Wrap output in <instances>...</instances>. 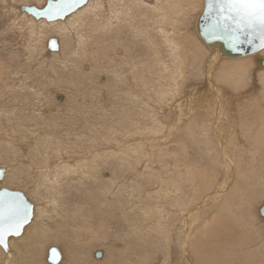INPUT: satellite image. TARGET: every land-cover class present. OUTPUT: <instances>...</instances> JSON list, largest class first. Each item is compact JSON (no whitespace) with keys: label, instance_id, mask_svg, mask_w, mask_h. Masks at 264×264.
<instances>
[{"label":"bare ground","instance_id":"6f19581e","mask_svg":"<svg viewBox=\"0 0 264 264\" xmlns=\"http://www.w3.org/2000/svg\"><path fill=\"white\" fill-rule=\"evenodd\" d=\"M42 1L34 4L29 0H4L0 4V14L7 25L1 37L8 34L7 41L2 39L11 52L7 68L0 67V159L1 154H13L0 162L4 170L0 185L24 182L26 178V191L41 194L42 186L50 195L41 204L32 201L25 189L3 185L2 188L23 192L33 204V214L19 236L8 238V248L0 245V255L5 256L3 261L0 258V264H54L48 260L51 249L61 254L56 264H172L173 250L178 255L177 264H264V68L258 62V58H264V49L231 57L217 46H209L197 28L205 0H88L64 20L56 21L36 19L20 9L23 5L42 8ZM126 4H135L136 12L141 8L140 12L151 14L150 24L144 23L147 15H143L146 21L138 16L143 26L139 29L136 24L134 33L138 34L132 35L143 39L152 53H146L142 61L127 47L117 46L116 52L131 57L121 54L127 59L125 63L111 65L114 69L110 70L116 85L112 95L119 91L122 95L117 98L124 103L120 107V102L109 99L94 112L88 104L84 114L78 101L81 88L75 86L78 81L73 82L74 70L82 69L80 60L90 61L88 45L92 38L99 42L102 37L97 34L120 27L131 15L135 19L134 6L130 9ZM99 10L104 13L100 22L96 17ZM89 11L95 17L90 14L85 20L84 14ZM190 13H196L190 19L193 21H188L190 35L183 32L187 37L182 36L177 23L183 24ZM152 36L154 40L161 38L158 40L166 54ZM51 38L58 40L57 50L48 47ZM189 40L193 45L187 47ZM19 43L24 45L23 53L27 52L23 58L16 50ZM194 43L199 48L197 52L192 50ZM36 56L43 59L40 67L47 69L45 75L42 70V79L34 74L37 68L32 60ZM95 58L92 56L93 61ZM104 67L99 75L106 78ZM81 69L78 73L82 74ZM39 71L36 74H41ZM35 76L41 80H37L43 86L40 89L36 88ZM99 111L103 120L97 118ZM105 111L110 113L108 118ZM55 112L60 118H69L70 122H66L64 117L66 128L57 123L59 118L53 121L56 125L46 127ZM76 115L84 121L89 115H98L95 123L104 130L95 128L96 124L89 126V121L85 122L88 126L81 120L77 123ZM90 120L91 123L93 119ZM136 132L149 135L138 133V140L133 139L147 146V155H141L142 147L133 144L136 148L128 147L124 157L117 158L123 151L120 148L127 146L123 139ZM87 135L86 143L82 142ZM163 135L165 138L157 137ZM171 137L179 142L172 138L174 150L166 142ZM161 140L171 150L166 156V151L156 154ZM66 145L74 150L67 152ZM189 150L196 152L192 156ZM112 167L116 174L105 172ZM19 172L27 176L14 177ZM88 181L92 182L91 188ZM80 187L86 190L82 192ZM69 189L71 195L65 197ZM76 193L90 198L92 204L88 200L78 202ZM100 218L108 222L103 221L104 227ZM109 229L115 232L112 246L92 250L91 245L85 251L86 239L91 244L94 237L105 236ZM65 238H72V242L66 244ZM48 242L59 245L42 250ZM114 249L123 251L115 255L119 257L117 262L109 263ZM164 251L168 252L163 260Z\"/></svg>","mask_w":264,"mask_h":264},{"label":"rangeland","instance_id":"374dc122","mask_svg":"<svg viewBox=\"0 0 264 264\" xmlns=\"http://www.w3.org/2000/svg\"><path fill=\"white\" fill-rule=\"evenodd\" d=\"M30 1V3L32 2V3H36V0L34 1V0H29ZM46 1L47 0H43L42 2H41V5H40V7H42V6H44V4L46 3ZM8 2V1H7ZM13 2H19V0H13ZM1 3H4V0H0V4ZM7 5V4H6ZM131 5H133V4H126V6L128 7V8H130L131 9ZM126 6H123V8L125 9H127V7ZM134 6V9L136 8V6H135V4L133 5ZM104 8V7H103ZM123 9V11H125ZM133 9V7H132V10H133V12H132V14H134L135 15V19L137 20H135L134 19V17H132L133 15H131V19L129 18V21L127 22V23H121V25H120V27H119V25L118 26H114L113 28H114V30H104V31H102L100 34H97V35H100L102 38H103V36L105 37V35H106V37L104 38V39H102L101 38V41H100V39H99V42L98 41H96V42H94L95 40H93V38H92V40L90 41V43H89V45H88V49L89 50H91V51H89V54H90V61L89 60H80V66L82 67V69L81 70H83V72H82V74H83V76H81L82 74L81 73H78L79 72V70L80 69H77V68H75V70H74V72L76 71V73H75V75H73V77L75 78L74 79V81L73 82H77L76 84H75V86H77V87H80L81 89H83V90H85V92L82 90V92H80L81 91V89H80V91H79V95H80V93H82L81 95H82V97L80 98V96L78 97L79 99H78V101H80L79 103V105H81L82 104V108H81V106H79L80 107V110H82L83 111V113L85 114V112L87 111V106H89L88 104H90V106H89V110L90 111H92V112H94V110H100V108L102 107V105H105L106 104V101H109V99H110V101L112 102V101H114V100H117V102H120V103H118L117 105H119V104H121L120 105V107H122V103H124V101H120V100H118V98H117V96L119 97L120 95H122L119 91H115L114 93H116L115 95H112V93H113V91H112V89H114L115 90V88H113V87H115L116 85H114V79H115V76H114V74L110 71L111 69H114V66L115 65H117L120 61H121V64L120 65H117V67H119V66H122L123 64V62L125 63V61L127 60H125V56H127V57H130V55H126L125 54V56L123 55L124 53H121L120 51H115L116 49H117V46H118V48H123V49H126L125 47H127V49L126 50H128L129 51V53H132V55H135V54H138V55H136L137 57H135L136 59L138 58L139 60L141 59V57H142V61H143V59H145L146 57H147V54H149L150 55V53H152V51L151 50H148V48L144 45V44H146L145 43V41L143 42L142 40L143 39H138L137 37H135V36H133L132 34H138V33H134V31H135V25L137 24V27H139V29L141 28V26H143V25H141L142 24V22H139L140 21V19H139V17L138 16H140V18L143 16V15H147V17L146 16H143L144 18L146 17L147 18V21H146V18L145 19H143V18H141V20L143 21V20H145L146 22H144V23H146V24H148V22H149V24H150V22L152 23V18H151V14H148V12L147 11H145L144 10V12H140L139 10L141 9V8H137L138 9V12H136L137 10L135 9L134 10ZM103 10V9H102ZM102 10L100 11H97V16L96 17H98V21L100 22V19H102V17H103V14L104 13H102ZM98 12H100L99 14H101L100 16L98 15ZM141 14H140V13ZM0 13H1V11H0ZM139 13V14H138ZM143 13V14H142ZM11 13H9V15H10ZM92 15V12H87L86 14H84V18H85V20H86V17L87 18H89V15ZM126 14V11H125V13H124V15ZM5 15V14H4ZM149 15V16H148ZM2 15L0 14V37H1V35L2 34H4V32H5V29L7 28V25H5L6 24V22H4L5 21V19H3L4 17H1ZM6 16V15H5ZM189 16H192V17H189ZM194 16H196V13H193V14H188V15H186L185 17V21H184V23L182 24V22L180 23L179 21V23H180V25H179V23H177L178 25L177 26H180V27H178V29L180 28V29H182V31H180V29H179V31L182 33H180V35H182V36H189L190 35V33H189V26H188V23L189 22H191V21H193V19L195 18ZM92 17H95L94 15H92ZM101 17V18H100ZM153 17V16H152ZM183 17V16H182ZM138 18V19H137ZM188 18H189V20H188ZM191 18H193L191 21H190V19ZM3 19V20H2ZM148 19H151V20H148ZM136 22H135V21ZM189 21V22H188ZM137 22H139V23H137ZM135 23V24H134ZM141 23V24H140ZM4 24V25H3ZM125 24V25H124ZM133 24H134V26H133ZM182 24V25H181ZM3 27H2V26ZM127 25V26H126ZM131 25V27H129ZM139 25V26H138ZM145 25V24H144ZM148 26V25H147ZM184 26H185V29H184ZM186 26H188V27H186ZM134 27V28H133ZM183 27V28H182ZM187 28H189L188 30H187ZM3 29V31H1ZM115 30H116V32H115ZM106 31V32H105ZM109 31V32H108ZM114 31V32H113ZM120 31H121V33H120ZM136 32V31H135ZM183 32H185L186 33V35H185V33H183ZM115 34V35H114ZM121 36H120V35ZM189 34V35H188ZM7 35L8 34H6L4 37H1V39L3 38V39H6L5 37H7ZM108 35H109V37L110 36H112V37H108ZM3 36V35H2ZM99 36V37H100ZM186 36V37H187ZM196 36V35H195ZM96 36H94V38H95ZM98 37V36H97ZM116 39H115V38ZM122 38L121 40H120V38ZM197 37L199 38V36L197 35ZM154 37L152 36V39H153ZM156 38V37H155ZM3 39L2 40H0V57H2V59H1V61H0V67L2 66L4 69H6L7 68V65H6V63H9V58L11 57V52H10V48L8 47V45H7V42L5 43L4 41H7V39L6 40H4L3 41ZM21 39V38H20ZM106 39V40H105ZM157 39V38H156ZM158 39H161V38H158ZM154 40V41H156V44H158V46L159 47H161L160 49H163L162 51L166 54V48H164L165 46L163 45V44H161L162 42H160L159 40ZM200 39V38H199ZM8 40H10V39H8ZM125 40L129 43H127V42H125ZM201 40V39H200ZM68 41V43H70L69 42V40H67ZM117 41V42H116ZM119 41V42H118ZM202 41V40H201ZM158 42H160V43H158ZM193 42V41H192ZM191 42V40H189L188 41V43H187V47H189L188 46V44L190 45V46H192L193 45V43ZM103 43H105V44H103ZM119 43H121V45H123V46H120V44L118 45ZM191 43V44H190ZM202 43H203V41H202ZM2 44H5V45H2ZM96 44V45H95ZM124 44H128V46L131 44V46H126V45H124ZM159 44H161V45H159ZM204 44V43H203ZM2 45V46H1ZM101 45H103V46H101ZM194 45H195V43H194ZM21 46V47H20ZM24 45L22 44V43H19V45H17L16 46V50L19 52V55L20 54H22L21 56H22V58H23V56L24 55H26V53L24 54L23 52H25V50H24V47H23ZM69 46V45H68ZM68 46H65V47H67L68 48ZM99 46V47H98ZM106 47V48H103V47ZM197 46V44L195 45V49H192L193 51H195V52H197V51H199V48L198 47H196ZM4 47V48H3ZM94 47V48H93ZM97 47V48H96ZM18 48H20V49H18ZM98 48H100V49H98ZM138 48V49H137ZM143 48V49H142ZM146 48V49H145ZM198 48V49H197ZM4 49V50H3ZM24 51H23V50ZM165 49V50H164ZM9 50V51H8ZM87 50V49H86ZM139 52H138V51ZM202 50H204V49H200V51H202ZM3 51H5L4 53H3ZM22 51V52H21ZM149 51V52H148ZM154 51V50H153ZM161 50H160V53H161V56L163 55V56H165V54L162 52ZM87 52H88V50H87ZM95 52V53H94ZM9 53V54H8ZM120 53V54H119ZM135 53V54H134ZM147 53V54H146ZM24 54V55H23ZM94 54V55H93ZM123 55V57H125V58H123L122 57V55ZM6 57H5V56ZM98 55V56H97ZM143 55V56H142ZM92 56H96L97 58H95L94 59V61L92 60ZM145 56V57H144ZM152 57H155V56H153V54L151 55ZM9 57V58H8ZM13 57V56H12ZM121 57H122V59H121ZM3 58H5V59H3ZM82 58H84L83 56H82ZM100 58V59H99ZM101 58H105V59H101ZM131 58V57H130ZM35 59V60H34ZM32 61H35L34 62V65L36 66V73L37 72H40L39 70H41V74L40 73H38V74H36V73H34L35 75H37L38 76V79H42L43 78V76H42V74H43V72H44V75H45V71L47 70V69H45V71H44V68H45V66H43V67H40V66H42L43 65V59L41 58V57H35ZM112 59V60H111ZM2 60H4V61H2ZM39 60H41V62H42V64H41V62L39 61ZM96 60H97V62H96ZM98 60H101V61H98ZM104 60V61H103ZM111 60V61H110ZM36 61H37V64H36ZM112 61H115L114 63H111ZM12 62V61H11ZM17 62V61H16ZM19 62V61H18ZM88 62H89V64H88ZM102 62V63H101ZM108 62H110V63H108ZM117 63V64H116ZM17 64H19V63H17ZM101 64V65H100ZM6 66V68H5V66ZM11 65V64H10ZM39 65V67H37ZM85 65V66H84ZM97 65V66H96ZM98 65H99V67H98ZM102 65H104V66H102ZM109 65L111 66V65H114V66H111V67H109ZM100 66H102V67H100ZM103 67L105 68V70H106V78H104L103 76H101V75H99L100 74V72H101V70L103 69ZM116 67V66H115ZM260 68H264V67H261V66H259ZM39 68V69H38ZM41 68V69H40ZM43 68V69H42ZM101 68V69H100ZM71 69V68H70ZM42 70H43V72H42ZM66 69H64V71H65ZM73 72V73H74ZM88 72V73H87ZM65 73H66V71H65ZM86 73V74H85ZM85 74V75H84ZM88 74V75H87ZM41 75V76H40ZM78 75V76H77ZM3 76V75H2ZM34 76V75H33ZM4 77V76H3ZM36 77V76H35ZM34 77V78H35ZM77 77V78H76ZM83 77V79H81ZM188 77V76H187ZM79 78V79H78ZM37 79V77L35 78V80L37 81L38 80ZM81 79V80H80ZM38 81H41V80H38ZM37 81V84L38 85H36L37 87L36 88H38V89H40V87H43V86H41V83L40 82H38ZM80 81V82H79ZM117 82H118V80H117ZM80 83V84H79ZM79 85V86H78ZM119 89L123 86H121V84H120V82H119ZM121 86V87H120ZM130 86V85H129ZM73 87H74V84H73ZM72 87V83H71V88H73ZM63 88V87H62ZM118 88V87H117ZM116 88V89H117ZM123 88V87H122ZM121 88V89H122ZM110 89V90H109ZM183 89V88H182ZM64 92H66L67 91V89L66 88H64V90H63ZM68 91H71V90H69L68 89ZM74 91L76 92V90L74 89ZM150 91V90H149ZM84 92V93H83ZM105 94H104V93ZM120 93V94H119ZM77 94H78V92H77ZM105 95H106V97H105ZM108 95V96H107ZM109 97V98H108ZM116 97V98H115ZM108 98V99H107ZM80 99H82V100H80ZM91 102V103H90ZM85 104V105H84ZM87 104V105H86ZM111 105H109V107H110ZM120 109V108H119ZM54 111H56V110H54ZM82 111H80V114L82 113ZM106 113L105 114H107V112L108 111H105ZM139 112H140V114H143L144 113V111H141V110H139ZM56 113V116H53V117H51V122H48L47 121V125H46V127H48V125H56V124H54V122L55 121H57V120H55V119H58L59 118V122L57 121V123H59L60 125H63L64 127L67 125L65 122H64V119L66 118V122H70L69 121V118H67V117H65V116H63L62 118H60V117H58V114H57V112H55ZM109 113V112H108ZM152 114H153V112H151ZM110 114V113H109ZM109 114H107L108 116H107V118L109 117ZM60 115H62V114H60ZM68 116H71V115H68ZM95 116V117H94ZM94 116H91V115H89V118L88 117H85L86 119H88V120H85L84 121V119H83V117L82 118H80V115H76V117H77V119H76V121H77V123H79L80 122V120H81V124H85V125H95L96 123V119L97 118H99L100 120L102 119V116H100V111H99V116L98 115H94ZM98 116V117H97ZM56 117V118H55ZM65 117V118H64ZM94 117V118H93ZM97 117V118H96ZM54 118V119H53ZM90 119H93L92 120V122L90 123ZM82 120H83V122H82ZM95 120V121H94ZM103 120V119H102ZM54 121V122H53ZM89 121V122H88ZM108 121H110V120H108ZM53 122V123H52ZM85 122H88L87 124L85 123ZM62 123V124H61ZM94 123V124H93ZM87 125V126H88ZM68 126V125H67ZM66 126V127H67ZM96 126L98 127V129L100 128H102L101 129V131H103L104 130V126H98V124H96L94 127L96 128ZM65 127V128H66ZM71 129V128H70ZM170 129V128H169ZM171 129H173V126L171 127ZM210 129V128H209ZM63 131H65V129H62ZM69 132H66V134H68ZM70 133H71V131H70ZM138 133L139 132H136V133H133L131 136L132 137H130V138H127V137H125V138H127V139H123V141H126V144H127V146H126V149L124 150V149H122V148H120V151H122L120 154H121V156H118V154H117V152H115L116 154H117V158L119 157H124L123 156V154H126L125 153V151H127L128 150V147H130V149L131 148H136L137 146H143V145H140L141 143H140V141H137L138 140V138H139V136L140 135H146V134H144L145 132H143V133H139L140 135L137 137L136 136V134L138 135ZM166 133V132H165ZM97 134V133H96ZM91 135V134H90ZM94 136H96V135H94ZM146 136H149V135H146ZM136 137V138H135ZM157 137H163V138H165V136L163 135V136H157ZM175 137V136H174ZM174 137H171V139L170 138H168L167 140H166V142L168 143V144H170V145H167V143H165V140H161V143H160V145H158V147H154V146H152L153 148H155V149H157L156 151V154L158 155V153H160V154H162L163 153V151H166L165 153H164V155L166 156V153H168V152H170L171 153V150H174V149H172V147H171V145H173V144H175V143H172V138H174ZM87 138H89L88 137V135L86 136V138L84 139L83 138V141L82 142H85L86 143V141L85 140H87ZM137 139V140H133V139ZM175 139V138H174ZM133 140V141H132ZM178 139H175V140H173V141H175V142H177V143H179L178 141H177ZM181 139L179 138V141H180ZM137 141V142H136ZM164 141V142H163ZM128 142H129V144H128ZM130 142H132V143H130ZM163 143H165L167 146H169L168 148H170L171 147V150H168V148L166 149V147H164V145H163ZM172 143V144H171ZM131 144V145H130ZM136 146H134V145ZM156 145V144H155ZM177 145V144H176ZM67 146V149H66V151L67 152H71L70 150H72L73 148H72V146L71 145H66ZM65 146V147H66ZM133 146V147H132ZM146 147L147 146H144V147H142L141 149H139L140 150V153H141V151L143 152V153H141V155H144V156H146L147 155V150H146ZM69 148H71V149H69ZM153 148H147L148 150L149 149H151V151L152 152H155V150L153 149ZM68 149H69V151H68ZM138 149V148H137ZM74 150V149H73ZM146 150V151H145ZM159 150H161L162 151V153H161V151H159ZM159 151V152H158ZM173 152V151H172ZM189 154H191L192 156H193V153L194 152H196V151H192V150H189ZM145 153V154H144ZM116 154H115V156H116ZM119 154V155H120ZM164 155H162V156H164ZM168 155V154H167ZM1 157H2V159H5V161L7 160V158H9V157H13V154L11 153V152H7V157L5 156V155H3V154H1ZM2 159H0L1 161L0 162H2ZM114 167V166H113ZM112 167V168H113ZM116 170V168H113V169H106V171L105 172H112V174L114 175V174H116V172H113V170ZM107 170H110V171H107ZM122 170V169H121ZM20 173V172H19ZM13 174V173H12ZM19 177V176H21V177H24L25 178V176H27V174L25 175V173L24 172H21L20 173V175H18V173L14 176V177ZM102 176V175H101ZM105 176L103 175V178H104ZM15 179V178H14ZM15 180H17V179H15ZM25 181H27V182H25ZM28 179H26L25 178V180H24V182L22 181V182H7V183H3V184H1L0 185V188H2V187H4V186H8L9 188H15V189H20V190H24L25 189V191H26V183H28ZM12 183H14V184H12ZM88 183H89V186L92 184V182L90 181H88ZM26 184V185H25ZM4 185V186H3ZM131 186V185H130ZM129 186V187H130ZM7 188V187H6ZM80 188H83V187H80ZM90 188H91V186H90ZM90 188H88L87 187V190H89ZM131 188V187H130ZM65 189H68V188H65ZM19 190V191H20ZM83 191L82 192H84L85 190H86V188L84 187L83 189H82ZM29 191V190H28ZM26 191V193L28 194V197L33 201L34 200V202H39V203H41V204H43L44 203V200L45 199H47L48 198V196H50L49 194H47L46 192H45V188L43 187L42 188V186H41V194H43L45 197L43 198V196L41 195V194H39V193H34V192H32V191ZM65 191H67V190H65ZM66 193V195H65V197H67L68 195H71V191H70V189L67 191V192H65ZM97 193V192H96ZM77 194V193H76ZM81 195V193H78L77 194V196H75V199H79V201L78 202H82V201H86V200H88V203H90V204H92V202H90L89 201V199H87V198H84V197H82V196H80ZM79 196V197H78ZM40 197V198H39ZM82 197V198H81ZM42 198V199H41ZM41 199V200H40ZM67 199H69V198H67ZM40 200V201H39ZM70 201H71V199H69ZM72 202V201H71ZM87 202V201H86ZM112 202H114L113 200H112ZM262 202L264 203V200H262ZM117 203V202H116ZM114 204L115 205V208L117 209V205L118 204ZM77 204H79V203H77ZM71 208H73V206H70ZM41 208H44V205H41ZM114 212H115V214H116V216H118L117 215V210H114ZM118 220H119V218H118ZM99 221H102V222H100L101 224L103 223V221H104V223H106L107 222V220H102L101 218H100V220ZM106 221V222H105ZM57 222H59V221H56V223ZM114 222V221H113ZM123 222H125V224H126V219L124 218V220H123ZM102 224L103 225V227L108 223H106V224ZM54 225V223H53V221H51L50 222V226L52 227ZM101 225V226H102ZM55 226L56 227H58L59 226V224H55ZM117 228H113L112 230H116ZM110 231L109 232H107L106 234H105V236H98V238L96 239L95 237H94V239H93V241H92V243L91 244H89V241L90 240H88V239H86L85 241H84V243L85 242H87V247L85 248L86 250L85 251H88L89 249H90V247H91V245H93V247H92V250H98V249H101V248H103V247H105V246H112V244L114 243V238L115 237H113V236H115V232L114 231H112L111 229H109ZM112 232V233H111ZM150 233V232H149ZM149 233L148 234H146L147 236L149 235ZM112 234H114V235H112ZM150 236V235H149ZM161 236H164V235H161ZM151 237V236H150ZM55 238H57V237H55ZM55 238H53V239H55ZM99 239V240H98ZM65 240L66 241H64L66 244H70L71 242H72V238L71 239H68V238H65ZM73 241H76V242H78V240L77 239H73ZM94 242H96V245L94 244ZM99 242V243H98ZM128 243V242H127ZM99 244V245H98ZM52 245H59V244H55V243H46L44 246H43V248H42V250L45 248V250H47L48 249V247L49 246H52ZM103 246V247H100V246ZM105 245V246H104ZM135 245V244H134ZM132 246H133V243H132ZM2 247V246H1ZM100 247V248H99ZM163 248H164V246H163ZM169 247H166V250L168 249ZM113 249V248H112ZM151 250V249H150ZM164 250H165V248H164ZM168 250H170L169 252H171L172 251V249H168ZM121 251H123V249L122 250H120V251H116V249H114L113 250V256L111 257L112 259H110L109 258V263H110V261H116L117 262V259L119 258H117L116 256L118 255L119 256V254H120V252ZM151 251H153V250H151ZM166 252H168V251H164V253L162 254L163 256H162V258H163V260L166 258L165 256H166ZM174 250L172 251V253H170L171 255H172V261H173V259H174V257H175V259H174V261H175V263L174 262H172V264H177L176 263V258H178V255H175L174 253ZM156 253V252H155ZM117 254V255H116ZM116 255V256H115ZM114 256H115V258H114ZM177 256V257H176ZM0 258L2 259V261H3V259L5 258V256L4 255H0ZM89 259V258H88ZM114 259H116V260H114ZM208 259V258H207ZM116 262H114V263H116ZM111 264H112V262H111ZM163 264V263H162ZM169 264H171V263H169Z\"/></svg>","mask_w":264,"mask_h":264},{"label":"water","instance_id":"95a60500","mask_svg":"<svg viewBox=\"0 0 264 264\" xmlns=\"http://www.w3.org/2000/svg\"><path fill=\"white\" fill-rule=\"evenodd\" d=\"M88 0H79V3H76L71 9L66 11L65 14L61 16H57L53 19L48 18V6L50 0H47L42 8L38 6L32 5H23L20 7L22 11H26L29 14L33 15L36 19L45 18L47 21H56V20H64L66 17L76 12L79 8L83 7ZM53 3H57L58 0H51ZM226 4L227 0H205L204 8L199 16L197 28L200 36L205 40V42L211 46H217L225 55L231 57H239V56H247L258 52L264 47L261 46V36L259 31H253L250 28L240 29L239 31H234L235 25L231 21H227L228 27L225 28L223 25L225 21L223 20V16L226 13H222L220 9L221 4ZM211 4V10L209 9V5ZM29 9H35L40 13H44L43 15H37L36 12L29 11ZM56 9L53 8V14ZM220 22V26L217 28L215 35L213 36L210 33V29L213 24ZM56 41V46L53 47L51 41ZM251 41V42H249ZM48 47L52 50H57L59 48L58 40L56 38H51L48 41ZM258 62L261 66H264V58H258ZM4 176V170L0 168V179ZM3 193H11L15 195L16 200L23 202L29 207L30 216L28 221L23 225L24 226L31 220L33 214V204L28 200V198L24 195L23 192L17 190H10L8 188L0 189V194ZM262 214H264V206L261 210ZM22 228V231H23ZM21 231V233H22ZM12 236V235H10ZM7 237V243L8 238ZM15 236V235H14ZM3 246V245H2ZM8 248V247H7ZM61 259V254L56 250V256L53 257L52 249L49 250L48 260L51 263L56 264Z\"/></svg>","mask_w":264,"mask_h":264},{"label":"snow or ice","instance_id":"6c2138e0","mask_svg":"<svg viewBox=\"0 0 264 264\" xmlns=\"http://www.w3.org/2000/svg\"><path fill=\"white\" fill-rule=\"evenodd\" d=\"M79 0H58L53 3L50 0L48 6V18L53 19L61 16L71 9ZM53 8L56 9L53 14ZM211 10V4L209 5ZM220 9L225 21L224 27L227 28V21H231L235 27L234 31L250 28L254 32L259 31L261 36V46L264 47V0H227L226 4H221ZM29 11L36 12L37 15H43L35 9ZM220 22L213 24L210 33L214 36ZM251 42V41H249ZM53 47L56 46V41H51ZM30 216L29 207L16 200L15 195L11 193L0 194V245L8 247L7 237L10 235L19 236L23 225L28 221ZM53 257L56 256V250H52Z\"/></svg>","mask_w":264,"mask_h":264}]
</instances>
